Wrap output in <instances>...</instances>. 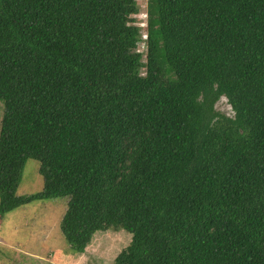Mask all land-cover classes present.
Returning a JSON list of instances; mask_svg holds the SVG:
<instances>
[{
    "label": "trees",
    "instance_id": "trees-1",
    "mask_svg": "<svg viewBox=\"0 0 264 264\" xmlns=\"http://www.w3.org/2000/svg\"><path fill=\"white\" fill-rule=\"evenodd\" d=\"M0 103L2 216L68 197L76 252L264 264V0H0Z\"/></svg>",
    "mask_w": 264,
    "mask_h": 264
},
{
    "label": "rangeland",
    "instance_id": "rangeland-1",
    "mask_svg": "<svg viewBox=\"0 0 264 264\" xmlns=\"http://www.w3.org/2000/svg\"><path fill=\"white\" fill-rule=\"evenodd\" d=\"M216 109L229 116L234 115L225 96L217 102ZM1 115L0 103V123ZM43 173L47 171L40 162L29 159L18 193L41 191L46 184ZM68 205L71 206L68 197L45 198L17 207L3 216L0 214V263L113 264L119 252L130 243L131 234L126 231H98L85 252H76L61 228Z\"/></svg>",
    "mask_w": 264,
    "mask_h": 264
},
{
    "label": "built area",
    "instance_id": "built-area-1",
    "mask_svg": "<svg viewBox=\"0 0 264 264\" xmlns=\"http://www.w3.org/2000/svg\"><path fill=\"white\" fill-rule=\"evenodd\" d=\"M141 25H143V23ZM144 36H146V34H144Z\"/></svg>",
    "mask_w": 264,
    "mask_h": 264
}]
</instances>
